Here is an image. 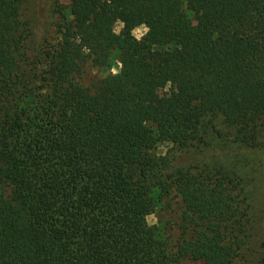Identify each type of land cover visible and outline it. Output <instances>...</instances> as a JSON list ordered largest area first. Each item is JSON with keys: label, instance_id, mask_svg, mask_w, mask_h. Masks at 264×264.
<instances>
[{"label": "trees", "instance_id": "obj_1", "mask_svg": "<svg viewBox=\"0 0 264 264\" xmlns=\"http://www.w3.org/2000/svg\"><path fill=\"white\" fill-rule=\"evenodd\" d=\"M21 3L0 0V264H234L242 191L180 160L203 154L192 147L208 115L254 138L264 0H67L36 78L24 66L27 24L12 16ZM146 23L137 49L132 30ZM113 52L118 72L83 85L85 67ZM160 144L178 153L158 155ZM173 194L175 246L147 222Z\"/></svg>", "mask_w": 264, "mask_h": 264}, {"label": "rangeland", "instance_id": "obj_2", "mask_svg": "<svg viewBox=\"0 0 264 264\" xmlns=\"http://www.w3.org/2000/svg\"><path fill=\"white\" fill-rule=\"evenodd\" d=\"M67 5V0H22L21 5L12 16L25 21V51L28 74L33 78L41 74L46 61L45 54L54 50L59 42L57 24L59 7ZM148 23L132 30V35L141 48L142 37L148 29ZM122 30L120 22L115 23L114 32ZM121 67L117 52H113L104 67L87 65L80 76L83 85H89L93 79L114 76ZM167 89V93H171ZM254 136L248 143L237 140V131L228 125L220 115L205 116L200 123L199 137L202 142L195 143L193 149H203V154L183 158L180 161L190 162L197 159L196 168L199 171H221L235 179L246 201V216L241 234V248L238 250L234 264H260L264 257V115L256 122ZM200 152V151H199ZM158 155H174L178 151L168 144L158 145ZM201 156V157H200ZM184 164V163H183ZM237 192V191H236ZM169 207L158 209L147 217L150 225H156L175 246L183 234L179 227L182 213V203L173 194ZM183 264H198L189 260Z\"/></svg>", "mask_w": 264, "mask_h": 264}]
</instances>
